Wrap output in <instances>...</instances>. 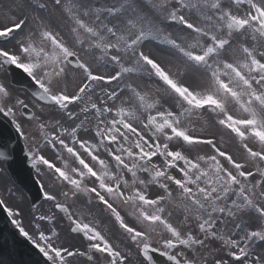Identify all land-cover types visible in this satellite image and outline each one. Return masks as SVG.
I'll return each instance as SVG.
<instances>
[{
    "label": "snow or ice",
    "instance_id": "obj_1",
    "mask_svg": "<svg viewBox=\"0 0 264 264\" xmlns=\"http://www.w3.org/2000/svg\"><path fill=\"white\" fill-rule=\"evenodd\" d=\"M0 125V264H264V0H0Z\"/></svg>",
    "mask_w": 264,
    "mask_h": 264
},
{
    "label": "rangeland",
    "instance_id": "obj_2",
    "mask_svg": "<svg viewBox=\"0 0 264 264\" xmlns=\"http://www.w3.org/2000/svg\"><path fill=\"white\" fill-rule=\"evenodd\" d=\"M28 204H29V200H25V207H27L28 206Z\"/></svg>",
    "mask_w": 264,
    "mask_h": 264
}]
</instances>
